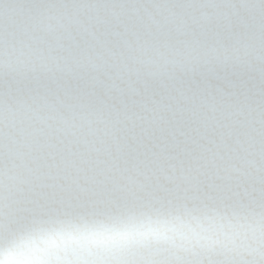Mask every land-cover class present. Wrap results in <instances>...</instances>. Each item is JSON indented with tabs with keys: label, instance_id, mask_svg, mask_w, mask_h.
<instances>
[{
	"label": "snow or ice",
	"instance_id": "6c2138e0",
	"mask_svg": "<svg viewBox=\"0 0 264 264\" xmlns=\"http://www.w3.org/2000/svg\"><path fill=\"white\" fill-rule=\"evenodd\" d=\"M0 264H264V0H0Z\"/></svg>",
	"mask_w": 264,
	"mask_h": 264
}]
</instances>
